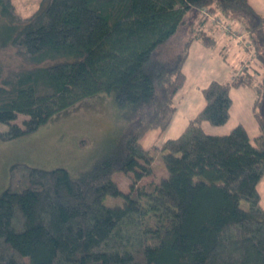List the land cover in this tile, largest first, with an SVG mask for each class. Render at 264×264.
Segmentation results:
<instances>
[{
	"label": "trees",
	"instance_id": "16d2710c",
	"mask_svg": "<svg viewBox=\"0 0 264 264\" xmlns=\"http://www.w3.org/2000/svg\"><path fill=\"white\" fill-rule=\"evenodd\" d=\"M202 9L246 31L259 79L243 67L230 80H210L202 107L161 144L167 175L144 181L153 169L140 139L169 126L191 42L213 43ZM5 48L15 64L0 62L1 140L102 93L113 97L116 116L108 143L76 174L8 166L0 264H264V15L248 0H38L25 15L15 0H0ZM239 86L255 91L253 143L241 123L225 134L203 128L229 119V90ZM115 171L133 173L126 192ZM106 195L123 202L105 205Z\"/></svg>",
	"mask_w": 264,
	"mask_h": 264
},
{
	"label": "rangeland",
	"instance_id": "374dc122",
	"mask_svg": "<svg viewBox=\"0 0 264 264\" xmlns=\"http://www.w3.org/2000/svg\"><path fill=\"white\" fill-rule=\"evenodd\" d=\"M249 1L258 10H262L264 0ZM37 2L38 0H15L16 7L22 15L34 9ZM230 26L239 28L237 24L233 23ZM227 36L234 40L231 42L233 48L239 47L240 51H244L245 47L240 42L230 34ZM219 50L220 47L217 48V51L207 49L198 41H193L191 44L188 58L183 66L186 80L174 96L173 101L177 110L169 126L162 132L158 128H150L140 139L141 144L149 149L153 169L152 175L146 176L144 181L152 179L158 182L161 177L167 175L162 159L163 152L160 149L161 144L168 137L178 135L187 120L203 105V96L197 87L210 79H229L234 71L243 68L240 67L241 63L239 64L237 59H232L230 54L227 58L228 62H223ZM203 53L209 54L211 57L206 58ZM0 58V62L2 61L4 66L15 64V58L9 48L0 49ZM254 95L251 88L232 87L230 96L233 102L229 119L219 126L203 122L205 132L225 134L236 124L241 123L246 129L249 139L253 142L259 131L251 113ZM115 116L116 106L113 97L102 93L82 100L28 135L10 140L0 139V192L7 185L8 166L14 161H22L31 166L46 169L62 167L71 174H76L81 169L88 167L93 158L103 149L102 147L108 143V138L114 132ZM21 119L22 114H19L15 121L20 123ZM6 128L7 125L0 122V131H4ZM112 179L121 191L126 192L133 179V173L115 171ZM257 188L261 195L260 203L264 207V175ZM103 202L108 206L120 205L123 202V197L121 195H106ZM241 206L246 208L247 202L242 200Z\"/></svg>",
	"mask_w": 264,
	"mask_h": 264
},
{
	"label": "crops",
	"instance_id": "0c3cea01",
	"mask_svg": "<svg viewBox=\"0 0 264 264\" xmlns=\"http://www.w3.org/2000/svg\"><path fill=\"white\" fill-rule=\"evenodd\" d=\"M249 1V0H248ZM250 2V1H249ZM250 4L258 11V12H260L261 14H263L264 15V11H263V6L261 7L262 8V10H258L256 7H255V5H253V3H251L250 2ZM189 16H190V14L189 15H187V18H186V24L187 23H189V21H190V18H189ZM205 25V28H206V30H207V34L213 39V43L212 44H210V45H204V44H202L199 40H193V41H198L199 43H200V45H202L203 47H205V48H207V49H211V50H213V51H217V48L218 47H220V50L218 51L219 52V55H220V57H221V59H222V61L223 62H225V63H227L228 61H227V58H229V54L230 55H232V59H237L238 60V62H239V64L241 63V66L240 67H247L248 68V70L250 71V70H252L251 71V73L253 74V77H254V81L255 82H257L258 81V79H259V74H260V67L258 66V64L257 63H255L252 59H251V55H252V53H251V50H245L244 49V51L243 50H241L240 51V48L238 47H236V48H233L232 46H231V42L232 41H234L233 39H231L230 37L228 38V36H227V34L226 33H224V31H222L221 29H219V28H217V27H215L214 26V24L213 23H211L210 21H208L206 24H204ZM193 41L191 42V44L193 43ZM191 44H190V46H191ZM229 45V46H228ZM232 47V48H231ZM189 50H190V47H189ZM203 54H205L206 55V58H208V57H211V55H209V54H206V53H203ZM188 55H189V51H188ZM187 58H188V56H187ZM187 58H186V60H187ZM186 60H185V62H186ZM185 62H184V64H185ZM184 64H183V66H184ZM243 69V68H242ZM241 69V70H242ZM241 70H236V71H234L232 74H231V77L229 78V79H223V80H218V79H215V80H218V81H226V80H230L231 78H232V76L233 75H235V73H238V72H240ZM185 73V72H184ZM186 75V74H185ZM186 80V79H185ZM210 80H212V79H210ZM209 80V81H210ZM208 81V82H209ZM208 82H205L204 84H202V85H199V87H197V90L198 91H200V93H201V89L208 83ZM239 87H248V88H251L253 91H254V88L253 87H249V86H239ZM239 87H236V88H239ZM232 88V87H231ZM231 88H230V90H231ZM230 90H229V94H230ZM254 94H255V91H254ZM201 95H202V93H201ZM255 96V95H254ZM231 97V96H230ZM232 99V98H231ZM253 99H254V97H253ZM253 101V100H252ZM233 102V101H232ZM203 103H204V100H203ZM251 105H252V103H251ZM231 106H232V104H231ZM202 107V106H201ZM200 107V108H201ZM199 108V109H200ZM231 108V107H230ZM198 109V110H199ZM176 110H177V107H176ZM197 110V111H198ZM196 111V112H197ZM252 113V112H251ZM196 114V113H195ZM194 114V115H195ZM193 115V116H194ZM192 116V117H193ZM230 116V115H229ZM192 117H190L189 119H191ZM188 119V120H189ZM188 120H187V122H188ZM186 122V123H187ZM186 123H185V125H186ZM184 125V126H185ZM184 126H183V128H184ZM182 128V129H183ZM181 132V131H180ZM253 143V142H252ZM258 186V185H257ZM260 193V192H259ZM260 200H261V195H260ZM261 204V203H260ZM262 206V205H261ZM263 207V206H262ZM264 208V207H263Z\"/></svg>",
	"mask_w": 264,
	"mask_h": 264
},
{
	"label": "built area",
	"instance_id": "2783aa9c",
	"mask_svg": "<svg viewBox=\"0 0 264 264\" xmlns=\"http://www.w3.org/2000/svg\"><path fill=\"white\" fill-rule=\"evenodd\" d=\"M201 17L208 19L211 23L219 27L224 33L230 34L231 37L235 38L240 42L245 49H248L247 33L240 26L235 28L230 26V24L225 23L218 15H215L213 12H210L208 9L201 10Z\"/></svg>",
	"mask_w": 264,
	"mask_h": 264
}]
</instances>
